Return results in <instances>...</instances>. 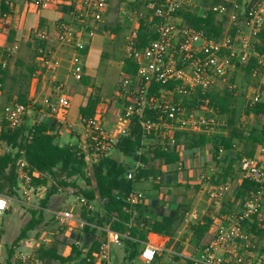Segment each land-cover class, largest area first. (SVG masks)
Here are the masks:
<instances>
[{
    "label": "built area",
    "instance_id": "built-area-1",
    "mask_svg": "<svg viewBox=\"0 0 264 264\" xmlns=\"http://www.w3.org/2000/svg\"><path fill=\"white\" fill-rule=\"evenodd\" d=\"M67 4L71 8L69 18L58 21L51 28L34 31L30 41L35 53L37 69L33 79L40 73H48L53 77L67 64V73L75 81L82 80L83 65L87 49V40L92 38L104 22V11L108 0H34L37 8H46L52 4ZM201 3L208 6L204 8ZM9 11L1 16V28H6L7 21L13 14V6L8 3ZM204 13L210 11L215 20L222 23L224 31L217 39L209 38L203 31L195 29L184 22L182 12ZM205 9V10H204ZM137 26L127 38L125 46L126 60L130 61L135 71L131 74L123 72L116 91L113 116L121 120L116 123L113 132L103 127L107 105L95 112L96 116L80 120L79 149L88 153L93 159L109 156L119 138L126 133L130 119L136 116L143 131L142 147L139 154L150 152L154 144L148 138L151 132L158 138L165 137L166 145L173 147L175 131L188 132L194 135L204 134L211 137L219 133L218 115L202 99L192 107H186L184 98H190L199 93L204 95L214 86H226L230 91L235 88L229 84L228 76L238 67H247L252 61L254 67L251 75L260 78L264 69V44L261 45V34H264V0H148L141 10L134 13ZM141 22L147 23L153 38L138 46V33ZM260 49L257 50V47ZM16 47L8 49V55ZM69 52L67 57L66 53ZM65 56V58H64ZM7 66L0 58V68ZM173 83V90L162 88ZM161 86L157 94L152 92L154 86ZM60 93L55 103H47V112H41L56 123L64 120L70 106V99L58 87ZM177 98V99H176ZM264 104V86L260 84L248 99V105ZM30 104L13 103L6 112L1 114L7 128H18L23 117L29 111ZM105 105V104H104ZM147 111L156 114L155 120L145 118ZM264 122V115L259 118ZM41 119L35 122H40ZM264 125V124H263ZM1 129V125H0ZM208 145L207 147H210ZM177 148V147H176ZM152 149V148H151ZM234 149L241 151L239 144ZM240 149V150H239ZM8 151V148H6ZM226 154L223 148L218 150L217 158ZM152 156V155H151ZM264 146H258L253 157L242 156L237 166L238 181L247 180L254 189L244 194L242 204L237 213L220 218L214 232L197 246V253L192 256L177 254L185 264H250L264 262V254L254 253L253 238L249 235L245 223L257 221V228L264 231ZM18 169V187L23 190L26 200L30 193L40 188H34L32 176L24 160L16 162ZM142 164L137 163L127 175L132 179ZM164 175L181 173L184 170L182 161L161 168ZM203 178V177H201ZM232 184H222L209 188L207 195L212 201H220L229 193ZM10 198L0 196V213H5L10 207ZM128 201L131 204L144 201L138 191H133ZM73 204V203H72ZM82 211L91 210L88 201L76 196L74 204ZM54 224L57 225L56 240L80 246L82 231L87 222L74 209H58L48 211ZM1 227V224H0ZM102 231L105 237L99 246L98 253L87 259V264H110L112 250L121 244V236L112 230L111 224L104 225ZM250 240V241H249ZM41 245H48L47 237ZM166 250L157 243H146L141 251L140 259L145 264H153L158 256ZM25 259H23V262Z\"/></svg>",
    "mask_w": 264,
    "mask_h": 264
},
{
    "label": "trees",
    "instance_id": "trees-1",
    "mask_svg": "<svg viewBox=\"0 0 264 264\" xmlns=\"http://www.w3.org/2000/svg\"><path fill=\"white\" fill-rule=\"evenodd\" d=\"M135 1L140 8L148 2V0ZM8 3L9 0H0V14L9 11ZM181 16L187 25L203 31L209 38L217 39L224 31L223 24L217 22L210 11L182 12ZM153 37L149 25L141 22L138 46H144ZM260 39L262 46L264 34H261ZM253 67L252 61L249 66L238 67L236 70L241 69L251 73ZM23 68L25 70L14 79L15 87H11V91H14V103L28 104L29 83L38 69L36 66ZM123 71L131 74L135 71V67L126 60ZM5 76L6 69L0 70V84ZM174 86L175 84L170 83L162 88L173 90ZM3 88L0 87V91ZM160 88L161 86L156 85L152 92L157 94ZM202 99L208 100L217 115L227 117L220 133L208 137L204 134L194 135L175 131L173 143L177 148L173 149L166 145L168 140L165 137L158 138L156 133L151 132L148 138L154 144L150 146V152L140 155L143 131L137 117L133 116L126 133L119 138L112 151L116 156L110 154L95 159L88 155L92 151L89 150L87 153L79 149V138L76 143H61L55 130L43 121L29 124L27 117L24 116L20 126L10 130L0 115V143L8 148V151L0 154V196L17 198L19 187L16 162L19 159L26 162L34 188L48 186L39 206L31 210L32 217L21 230L16 242L27 239V234L43 222L44 210L47 209L50 199L68 190H72L75 196L84 197L92 207L91 210L81 213V217L88 224L82 231V243L80 246H70V252L66 256L59 252L54 242L48 246L42 245L33 253V259L37 262L87 264V259H92L98 253L103 241L102 237H105L102 228L108 223L111 224L112 230L123 236L120 246L123 247L124 257L120 264H134L152 235L157 237V242L164 237H175L185 214L190 211V204L183 201L167 213H159L161 206L157 200L148 205L143 201L131 204L128 197L133 191H137L138 185L152 181L153 188L160 189L163 187L161 177L164 175L161 168L178 163L184 150L205 148L208 145L213 148V160L216 164L219 162L217 154L220 148L230 156L227 155L229 158L225 165L218 166L209 183L213 186L227 184L234 179L235 172L239 170L237 166L239 159L242 156L253 157L257 147L264 144V126L254 123L260 115H264V104L246 105L240 114L241 118L238 119L234 109L236 102L234 94L224 85L214 86L204 95L197 93L190 98H184L183 103L186 107H192ZM97 103V98H89L86 105L80 108L81 120L96 116ZM145 118L155 120L156 114L147 111ZM247 119L250 121L246 123ZM155 140L158 141L155 143ZM235 144L241 145V151L234 149ZM137 163L142 164V167L137 169L132 179H128V173ZM185 188L189 189V186ZM253 189V183L242 180L235 191L233 202H230L228 193L224 196L225 200L219 207L218 215L237 213L244 194ZM209 213L189 226L193 242L202 241L205 234L211 231L214 222L209 217ZM245 227L249 235L255 239V247L250 250L254 253L260 250V254H264V249L257 246V242L264 240V231L257 228V221H248ZM11 254L12 249L9 250V256Z\"/></svg>",
    "mask_w": 264,
    "mask_h": 264
},
{
    "label": "crops",
    "instance_id": "crops-1",
    "mask_svg": "<svg viewBox=\"0 0 264 264\" xmlns=\"http://www.w3.org/2000/svg\"><path fill=\"white\" fill-rule=\"evenodd\" d=\"M33 1L34 0H9V3H11L13 6V14L7 21V26L5 29L1 28L2 20L0 16V58H3L7 64V66L4 68L6 69V76L3 79V82L0 84V87H4L3 90L0 91L1 104L2 102H8L9 100L11 101L15 99L14 91H11L10 87H15L14 79L21 74L22 70L20 67H34L37 65V63H35L36 58H34L35 53L33 52V47L30 41L34 31L44 28H51L58 21L68 19L71 12V8L67 6L66 3L64 5L52 4L46 8H37L33 5ZM65 1L72 2L75 0ZM139 10H141V8L136 4L135 0H108V5L104 11L103 24L98 28L97 33L92 38L86 39L87 49L85 57L82 60V80L75 81L73 78H69L68 73H66V76H63V71L61 76L65 80L62 81V84L58 85V74L56 77H53L48 73L42 72L37 75L36 79H31V90L28 100L34 103L35 101H33V98L35 95L43 94L42 91L44 89H46L48 93H57L58 87H61L64 91V94H66L70 99L69 107H71L72 100L75 95L79 97V100L82 101L84 106L86 105L89 98H97L98 103L96 111L109 104L111 105V109L106 108L105 110L103 127L105 128L106 124H111V131L108 132H113L116 127L115 124L121 123L119 118H117V122L115 123L116 117L113 116L112 107H115L118 83L120 81L121 74L124 72L123 70L126 62V38L129 32L137 26L134 13ZM11 47H16V50H13L12 53L8 55L7 51ZM106 48L109 50V52L105 51ZM65 53V56L67 57L69 52ZM0 70H2V68H0ZM62 70H66L67 72V64H64ZM7 87H9L8 91H6ZM58 94L56 95L58 96ZM48 102L55 103L56 99L51 102L49 99H47V97H43L40 103L43 107H45L46 111H48ZM10 107L11 105L7 104L6 108L8 109ZM37 114L42 117L41 120L44 123L55 130L61 142L76 143L80 132V114L77 120L71 121L68 119V113H66L64 120L61 123H56L52 118L45 117L43 113L41 114V110L40 112H37L36 115ZM249 121L250 119H247L246 123ZM254 123L261 126L264 124L261 117H258ZM262 146H264V144ZM6 148L7 147L4 144L0 143V154L6 152ZM239 148H241V145H239ZM213 154L212 146L196 148L194 150H184L180 157V160L184 165L183 172L170 175L166 181H164L165 175H163L161 177V181L163 182L162 186L171 184V178L172 180L176 181L175 184L184 187L198 186L201 183V177H203L201 179H204L205 183H208L210 177L218 170V166L221 167L225 165L228 158L230 157L226 152L224 157L217 158L219 162L216 164L213 160ZM238 176L239 170L235 172L234 179L228 182L229 185L232 184L231 192L227 194V196L230 198V202L234 201L235 191L240 184V181L237 180ZM149 183L152 184V181ZM212 187L216 186L210 185L207 189L204 187L202 192L207 194V190ZM197 188H202V186ZM184 199L182 197H178V199L176 198L170 201V196L158 194L157 196L154 195L150 202L145 200L143 203L148 205L157 200L161 206L159 213H167L168 211L173 210L179 203L183 202ZM224 199L218 202L211 200V202H213L214 205L219 208ZM48 211L50 210H44V212ZM208 213L204 212L203 215H200V213H196L194 210H192V208H190V211H188V213H186L184 216V221L180 227L181 232L178 231L175 237H164L159 239L157 242V237L152 235L148 243H157L163 246L166 250V252L156 258L153 264H172L173 256L175 259H177L178 264H185L181 258L177 256V254H183L187 256L195 255L197 253V246L214 232L220 221V218L223 216H229L225 214L218 215L219 210L217 211V209L210 212L209 217L214 222L211 231L205 234L202 241L198 243L193 242L192 234L189 231V226L193 225L197 221H200L202 217ZM182 231H184V235H182ZM113 250L112 258H115ZM134 264L145 263L140 259L139 256L138 260Z\"/></svg>",
    "mask_w": 264,
    "mask_h": 264
},
{
    "label": "rangeland",
    "instance_id": "rangeland-1",
    "mask_svg": "<svg viewBox=\"0 0 264 264\" xmlns=\"http://www.w3.org/2000/svg\"><path fill=\"white\" fill-rule=\"evenodd\" d=\"M201 6H203L204 8H207L208 5L206 3H201ZM193 11L196 12L197 10L195 11L194 9ZM199 12L200 11L196 13H199ZM105 51L109 52L107 48L105 49ZM34 58H35V55H34ZM31 61H32V58H31ZM35 63L37 62L35 61ZM21 70L24 71L25 68L22 67ZM61 70L58 73V80H59V82H57L58 85L62 84L63 83L62 81L65 80L61 76L62 72L64 71L63 76H66V73H67L66 70H62V71ZM228 79H229V84H232L235 87L232 90L235 101H236L234 109H235L237 118L240 119L241 118L240 114L242 113L243 108L246 105H248V99L250 98V96L254 93L256 88L260 86V84L264 86V69L262 70L261 76L258 79L254 78L251 75V73H247L244 70L242 71L241 69L234 70V72L228 76ZM8 88L9 87H7L6 91L9 90ZM28 88H29V94H30V90H31L30 83H29ZM38 93H39V90H38ZM42 93L43 94L35 95V97L33 98V101H35L34 103L28 100V104H30L29 105L30 107H29V111L27 112L25 116L27 117V122L29 124H32L38 118L39 119L42 118L40 115L38 114L36 115L37 112H40V110L41 112H47L45 107H43L42 104L40 103L43 97L45 98L47 97V99H49L51 102L55 100L56 97H58L56 95L58 94V92L52 94V93H48L47 90L44 89ZM13 103H14V99L11 101L9 100L8 102L7 101L2 102V104L0 100V115L6 112L7 104L13 105ZM82 107H84V105L82 104V101L79 100V97L77 95H75V97L72 100L71 107H68L66 111V113H68V119L71 121L77 120L79 118L80 108ZM226 119H227L226 116L218 115L217 129L219 130V133L221 132V129L224 127ZM0 124H1V117H0ZM116 125L117 124H115V126ZM111 128H112L111 124H106V127H105L106 131H111ZM157 141L155 140V143ZM111 154L113 156H116L114 152H112ZM119 159L121 160V157H119ZM168 178L169 176L166 175L164 181H166ZM200 180H201V183L198 186H189V189H186L184 186L175 184L176 181L172 180V178H171V184L165 185L158 190H155L151 183L143 182L138 185L137 191L141 194L142 199L144 201L147 200L148 202L151 201L154 195L157 196L158 194L163 195V196L164 195L170 196V201L172 199L173 200L176 198L178 199V197H182L183 199L185 198L184 201L189 203L192 210H194L196 213H200V215H203L204 212L206 213H208L209 211L212 212L215 209H217L218 211L219 208L215 206L213 202H211V200L208 198L206 193L202 192V189L204 187H206L207 189L211 184L209 182L205 183L204 179L200 178ZM31 183H32V179H31ZM80 185L83 186L82 183H80ZM200 186H202V188H198V189L195 188V187H200ZM47 187H41L38 190L32 191L30 193L29 200H26L25 195H23V190L18 189V196L17 198L11 199L8 212L0 213V224H1V227H0V264H57L55 262H50V261L41 263L33 259L34 251H36L39 247L42 246L40 243L42 239L45 237H47L48 239V245L54 242L58 246V250L60 251L62 255L66 256L69 254L70 245L56 240L55 234L57 232V225L53 223L50 217V214L48 212H45L43 222L39 226H37V228L34 231H31L27 234L28 235L27 239L16 242V239L19 236L21 230L32 217L31 210L36 209L39 206L40 201L43 199L45 195ZM231 188L229 189V193L231 192ZM75 197L76 196L73 194L72 190H68L66 192H60L50 199L47 209L50 211H53V210H58V209L72 208L77 214L81 215L82 210L80 208H76L73 205ZM179 232H181V229L179 230ZM182 232H183L182 235H184V231ZM102 238L104 239V237ZM252 242L255 243V239H253ZM258 245L260 249H264V240L263 242L262 241L257 242V246ZM10 249H12L11 256H9ZM113 254L115 255V258L111 259L110 264H120L124 256L123 247L122 246L115 247L113 250ZM258 254H260V250H258ZM23 259H25L24 262H23ZM68 264H73V263L71 262ZM172 264H178V261L177 259L174 258V256L172 257ZM250 264H257L256 260H255V263L251 262ZM261 264H264V262H261Z\"/></svg>",
    "mask_w": 264,
    "mask_h": 264
},
{
    "label": "clouds",
    "instance_id": "clouds-1",
    "mask_svg": "<svg viewBox=\"0 0 264 264\" xmlns=\"http://www.w3.org/2000/svg\"><path fill=\"white\" fill-rule=\"evenodd\" d=\"M3 206V204H2V202H0V207H2Z\"/></svg>",
    "mask_w": 264,
    "mask_h": 264
}]
</instances>
